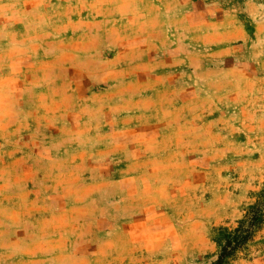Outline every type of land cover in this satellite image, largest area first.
<instances>
[{
    "label": "rangeland",
    "instance_id": "rangeland-1",
    "mask_svg": "<svg viewBox=\"0 0 264 264\" xmlns=\"http://www.w3.org/2000/svg\"><path fill=\"white\" fill-rule=\"evenodd\" d=\"M263 188L264 0H0V264H211Z\"/></svg>",
    "mask_w": 264,
    "mask_h": 264
},
{
    "label": "trees",
    "instance_id": "trees-1",
    "mask_svg": "<svg viewBox=\"0 0 264 264\" xmlns=\"http://www.w3.org/2000/svg\"><path fill=\"white\" fill-rule=\"evenodd\" d=\"M264 227V188L255 195V200L244 209L236 226L212 230V241L218 247L216 258L211 264H226L239 253L247 250L257 233Z\"/></svg>",
    "mask_w": 264,
    "mask_h": 264
}]
</instances>
